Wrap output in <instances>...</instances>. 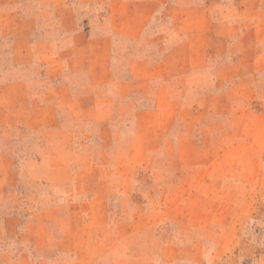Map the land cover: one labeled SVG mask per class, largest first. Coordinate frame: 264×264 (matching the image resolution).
Listing matches in <instances>:
<instances>
[{"label":"rangeland","instance_id":"1","mask_svg":"<svg viewBox=\"0 0 264 264\" xmlns=\"http://www.w3.org/2000/svg\"><path fill=\"white\" fill-rule=\"evenodd\" d=\"M193 1L204 78L138 144L136 113L101 119L62 85L86 82L82 31L108 3L0 0V264H264V0ZM191 14L158 8L145 35L165 41L116 36L114 69L162 59ZM159 81L140 80L139 106Z\"/></svg>","mask_w":264,"mask_h":264},{"label":"crops","instance_id":"2","mask_svg":"<svg viewBox=\"0 0 264 264\" xmlns=\"http://www.w3.org/2000/svg\"><path fill=\"white\" fill-rule=\"evenodd\" d=\"M99 1L107 2L110 11L104 17L105 19L100 22L98 35H89L86 31H82L87 37L88 58L84 65L81 64L72 68L74 73L80 70L85 72L86 82L71 81L68 84L62 83V85H69V88L73 90L70 103L77 105L88 103V108L95 109L96 114L101 119L136 113L138 125L134 133L140 136V140L137 141L139 144L142 143L141 138L145 131L151 130L152 133H155L156 124L149 122V119L154 115L153 113L163 110L162 104L165 102H174V98L183 99V96L192 89L193 85L198 84L204 78V64L195 61L190 62L188 56L193 55L198 50L205 52L207 47L205 39L207 36L213 37V34L204 30L206 18L203 14V8L205 6L194 3L193 0ZM162 5L181 9L191 8L193 14L188 19L191 24L196 23V29L192 28L189 32L181 30L180 36H177L179 40L176 39V42L160 60L154 61L147 54L133 59L128 66V75L122 76L120 68L119 70L114 69L112 62L117 43L115 37H126L132 41L145 37L153 42L170 39L168 32L156 34L151 38L145 35L148 24ZM77 31L83 34L81 30ZM74 38L76 45L79 35H74ZM214 39L216 40L215 43L223 40L218 35L214 36ZM78 51L80 50L77 49V53ZM183 55L186 57L180 59ZM173 75L176 81L172 78ZM152 78L160 81L151 88V95L147 98V106H139L132 93L138 87L141 79L151 80ZM169 87L172 89L169 90ZM98 88H102V90L99 92ZM146 92L149 95V90ZM156 134H164V132L156 130ZM138 144L135 147L136 150L140 149Z\"/></svg>","mask_w":264,"mask_h":264}]
</instances>
